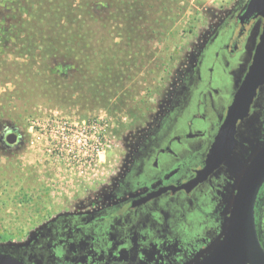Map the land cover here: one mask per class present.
<instances>
[{
  "label": "flooded vegetation",
  "instance_id": "1",
  "mask_svg": "<svg viewBox=\"0 0 264 264\" xmlns=\"http://www.w3.org/2000/svg\"><path fill=\"white\" fill-rule=\"evenodd\" d=\"M246 0L210 11L183 54L157 110L120 131L117 165L97 187L42 223L19 247H2L22 264H194L221 234L249 157L264 145V86L235 123L213 161L208 157L251 65L263 19ZM217 72L226 87L214 82ZM0 131V151L23 142ZM253 220L264 251V182Z\"/></svg>",
  "mask_w": 264,
  "mask_h": 264
},
{
  "label": "trees",
  "instance_id": "2",
  "mask_svg": "<svg viewBox=\"0 0 264 264\" xmlns=\"http://www.w3.org/2000/svg\"><path fill=\"white\" fill-rule=\"evenodd\" d=\"M22 1L34 6V12L24 25L25 36L21 42L24 47L14 55L20 61L0 62V69H10L14 86L12 90L0 94V99L5 100L0 101V131L2 128L9 129L7 124L16 126L19 123V118L12 116L11 100L29 97L30 94H43L47 99L53 96L57 104L65 102L72 108L77 107V103L88 107L96 105L105 109L108 115L121 112L131 122L144 120L153 107L151 99L158 100L165 92L163 83L166 79L155 85V79L150 76L154 67L161 69L164 65L168 69L180 66L183 61L184 53L181 54L179 50L170 53L169 47L165 46L160 52L161 56L157 55L159 57L154 66L145 68L150 60H145L144 55L147 40H154V37L162 40L167 31L178 29L175 26L177 15L171 11V4H176L178 0ZM151 8H159L157 12L171 11L170 16L151 18ZM182 9L179 17L183 14ZM111 29L114 30L112 39ZM172 36L175 35L171 33ZM36 38L41 40L40 47L29 41ZM115 39H121V42L115 43ZM140 39L145 42L141 40L142 44L138 43ZM37 50L38 61L35 55ZM136 52H141V58H134ZM52 67L61 69L62 74L48 76L46 73ZM142 69L144 72H138ZM59 84L61 91H52ZM140 92L145 94L138 96ZM18 133L22 139L24 134ZM12 171L16 173L17 169ZM18 174V181L35 184L38 180L37 187L45 190L44 198L49 196L35 170L28 176L23 172ZM37 197L35 194L32 196L34 203L43 202L42 199L35 202L34 198Z\"/></svg>",
  "mask_w": 264,
  "mask_h": 264
},
{
  "label": "rangeland",
  "instance_id": "3",
  "mask_svg": "<svg viewBox=\"0 0 264 264\" xmlns=\"http://www.w3.org/2000/svg\"><path fill=\"white\" fill-rule=\"evenodd\" d=\"M229 2L230 0H178L176 4H171L172 13H176L177 15L175 26L177 25L178 29L176 31L170 29L169 33L167 31L165 38L162 40H157L155 37L154 40H147L148 47L146 46L147 49L145 50L146 53L144 55L146 57L145 60L147 58H150V60L149 64L145 68H151V66H154L156 59L161 56L160 52L165 46L169 47L168 51L170 53H174V51L178 50L181 54L185 53L195 40L200 39L201 34L205 31L209 12L220 11L224 9ZM159 8H151L149 10V16H151V18H158L159 15L170 16L171 11L157 12ZM181 8H183L182 10L184 11H182L183 14L179 17ZM33 12L34 6L27 5L22 0H0V62L9 60L10 62L18 63L20 61V59L15 58L14 55L20 52L24 47V44L22 47L26 28L24 25L30 20ZM155 30L158 32L157 27H155ZM110 31L112 39L114 30L111 29ZM171 33L175 36L170 37ZM36 36H38V34ZM141 40L145 42L143 39H140L137 40L138 43L142 44ZM29 41H33L36 47H40L41 45V40L38 38ZM114 42L120 43L121 39H115ZM136 53L139 55L136 54L134 58H141V52ZM158 54L159 56H157ZM35 55L38 61L40 58L39 50H37ZM126 60H128V58H126ZM154 68L153 73L150 75L151 78L153 77L155 79L154 84L158 85L165 79L166 81L168 80L163 83V86H165V92H167L176 77V71L178 70L179 65L168 69L164 65L161 69L158 66H155ZM143 70L144 69L139 70L138 72H144ZM61 72L62 70H59L58 67H52L46 74L48 76H57V74H62ZM10 74L11 71L8 67L4 68V70L2 68L0 69V94L5 92V90H12L14 88L11 83ZM221 76L222 75L217 72V74L214 75V82L219 84L221 87L228 86L227 79ZM60 86L61 84H59L58 88L52 91H59ZM165 92L160 98H158V100L151 99L153 107L149 114L152 110H157L158 104H160L163 99V95L165 96ZM142 94L144 95L145 93L140 92L138 96H141ZM0 101L5 102V100L3 101L2 99H0ZM10 105L12 106V109H10L13 113L12 116L14 118L18 117L19 123L16 124V126L7 124V127L17 128L20 133L22 132L24 134L25 138H22L23 142L20 147L14 151H0V245L7 243L23 244L26 240H28L31 232H35L38 226L50 217L54 216V214L59 212L62 208L71 204L73 200L71 198L69 201L65 200L61 202L59 200L57 201L51 199L49 196L44 198L43 194H45V190L43 187L42 189L37 187V184L39 183H37L38 180H36L37 184L22 180L18 181V173L23 172L28 176V174H31L35 170L37 174L36 165L38 164V156L35 155V151H33V149H27L28 137L25 132L27 121L30 118L41 116L44 110L49 109H56L64 114L76 111L81 116H84L87 113L97 112L99 110L107 114L105 109L99 108L96 105H89L88 107L80 106L77 103V107L72 108L73 106L69 107L70 105L65 102L57 104L54 101L53 96L51 99H47V97L43 94H30L29 97L26 96L22 99L11 100L9 106ZM79 108H83L82 111H78ZM108 116L113 119L116 139L111 147V150L107 153L105 169L99 178V183L95 184L93 187L101 185L107 179L108 175L115 171L118 153L117 140L120 131L126 128H122L120 126L127 125L128 127L133 123L121 112ZM116 131L118 132L116 133ZM15 168L17 169L16 173L12 171L13 169L15 170ZM34 194L35 196H38L37 198H34L35 202L39 201V199H42L43 202L37 204L34 203L32 201V196Z\"/></svg>",
  "mask_w": 264,
  "mask_h": 264
},
{
  "label": "built area",
  "instance_id": "4",
  "mask_svg": "<svg viewBox=\"0 0 264 264\" xmlns=\"http://www.w3.org/2000/svg\"><path fill=\"white\" fill-rule=\"evenodd\" d=\"M25 132L27 149L38 156V178L61 202L99 183L116 139L113 119L101 110L84 116L44 110L27 121Z\"/></svg>",
  "mask_w": 264,
  "mask_h": 264
},
{
  "label": "water",
  "instance_id": "5",
  "mask_svg": "<svg viewBox=\"0 0 264 264\" xmlns=\"http://www.w3.org/2000/svg\"><path fill=\"white\" fill-rule=\"evenodd\" d=\"M246 1L248 12L263 19L262 30L251 65L215 138L208 157L210 162L217 156L221 144L231 140L236 121L246 115L256 90L264 86V0ZM9 130L13 133L6 138L8 144L15 141L19 132L17 128ZM263 182L264 145L249 157L235 188L229 215L222 225L220 236L194 264H264V251L257 240L253 220L255 198ZM32 234L33 232L29 234L28 240H31ZM21 245L11 243L0 245V264H22L17 258L1 251L2 247L12 248Z\"/></svg>",
  "mask_w": 264,
  "mask_h": 264
}]
</instances>
